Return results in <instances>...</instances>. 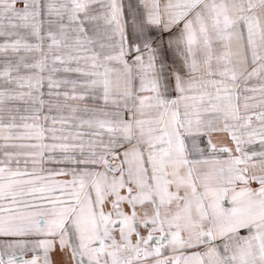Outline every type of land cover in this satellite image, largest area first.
<instances>
[{
	"label": "snow or ice",
	"instance_id": "snow-or-ice-1",
	"mask_svg": "<svg viewBox=\"0 0 264 264\" xmlns=\"http://www.w3.org/2000/svg\"><path fill=\"white\" fill-rule=\"evenodd\" d=\"M0 264H264V0H0Z\"/></svg>",
	"mask_w": 264,
	"mask_h": 264
}]
</instances>
